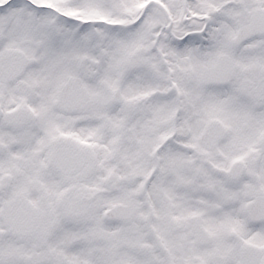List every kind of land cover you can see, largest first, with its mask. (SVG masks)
<instances>
[{"label": "snow or ice", "instance_id": "obj_1", "mask_svg": "<svg viewBox=\"0 0 264 264\" xmlns=\"http://www.w3.org/2000/svg\"><path fill=\"white\" fill-rule=\"evenodd\" d=\"M0 264H264V0H0Z\"/></svg>", "mask_w": 264, "mask_h": 264}]
</instances>
